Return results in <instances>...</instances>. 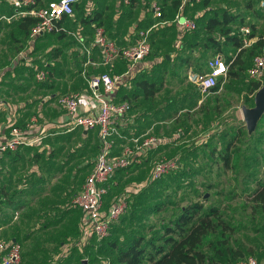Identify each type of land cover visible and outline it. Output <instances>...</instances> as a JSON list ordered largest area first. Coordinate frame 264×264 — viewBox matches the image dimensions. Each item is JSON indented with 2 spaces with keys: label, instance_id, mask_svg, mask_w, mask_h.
<instances>
[{
  "label": "rangeland",
  "instance_id": "374dc122",
  "mask_svg": "<svg viewBox=\"0 0 264 264\" xmlns=\"http://www.w3.org/2000/svg\"><path fill=\"white\" fill-rule=\"evenodd\" d=\"M47 1L44 0V2ZM99 1L94 0L95 4H100ZM101 1H104V4L109 2L110 5H106L105 11L109 18L112 17L116 9L114 0ZM245 1L211 0L209 7L246 12L243 16L248 22L255 24L256 37L263 38L264 18L253 17L252 11L244 9ZM153 2L160 5V0H151L149 4ZM144 3L145 0H141L140 10ZM166 7L168 8L167 5ZM257 7L264 12V0H254V8ZM192 11V8H189L188 14ZM137 16V14L131 16L132 23L136 22ZM14 25V23L4 24L1 27L0 70L2 72L8 67L13 68L16 60L17 64L24 62V60L21 62L18 58L16 59V54L24 49L25 43L13 42L10 31ZM197 33L202 35L201 31L197 30ZM154 34L155 38L166 37V40L173 44L171 29H165L163 33L157 31ZM150 41L151 52H153V39L150 38ZM72 43L70 36L59 39L54 33L38 39L36 47L31 51L32 63L47 72L46 81L51 84L56 83L60 92H64L62 90L65 86L64 79L72 75L73 70H70V67L72 65L77 67L81 60L78 56L70 54L69 47ZM252 44L250 42L247 48H250ZM56 48H61L63 51L58 59L52 58V51ZM170 49L168 45L162 46L158 53L163 54ZM188 52L190 54L188 56L193 58L190 65L175 58L168 62L166 67L160 66L163 77H161L160 91L154 97L151 108L148 107L150 121L140 119L142 123L134 125L138 132L149 129L146 133L162 135L166 142L151 153L147 160L136 165L134 173L129 174L131 177L129 175L116 177L115 186L106 194L105 203L109 205L112 198L131 195L135 191L137 193L131 197V202L128 201L126 209L129 212H131V205L135 207L139 202L137 207L144 206L148 199L149 204L163 203L162 209L155 214L146 213L142 216L143 212L141 213L140 209H133L130 221H124L121 225L116 224L121 226L120 228L123 226L120 233L125 235L129 228L148 227L147 222H152L159 228L160 220L168 219L175 210V206H184L194 199L202 200V194L213 199L216 197L214 193H218L223 217L229 220L234 228L231 234V245L233 247L243 245L245 249L252 248L254 253L249 256L262 261L264 259V209L257 205L254 199L259 191V184L264 181V113L257 122L255 130L248 133L242 107H253L256 91L251 93L250 77L246 72L236 78H227L215 93L201 96L196 91L193 92V85L187 82L186 73L206 59L212 51L195 48ZM188 52H184V55ZM175 55L176 51L173 58L177 56ZM153 64L155 63L146 61V69L142 70L150 71ZM51 69L52 75L49 74ZM62 74L65 76L59 77ZM7 79L8 76L4 80ZM26 79L28 89L32 87L34 92L30 94L31 97L43 94L35 87L36 81L31 70L28 71ZM261 80L264 84V77ZM130 103L131 112L133 110L136 114L147 112L148 103L138 102L137 104L132 101ZM236 134L238 136H235ZM230 141L229 151L232 158L230 167L226 168L221 156L227 151L226 146ZM48 143L52 154L47 159L51 161L43 157L44 164L41 162V166L37 168V173L47 174L42 181L36 183L39 186L35 185L32 193L25 199L24 196L12 195V199L15 198L16 202L22 201L24 204L22 207L15 209L0 204V239L17 238L23 249V264H38L37 260L46 261V264H56L61 260L57 259L62 252L61 246L65 245L69 239L77 240L76 237H72L70 227L74 224L78 212L75 208H70L69 204L89 173L99 144L95 132L83 134L81 131L53 136ZM157 159H175L178 166L164 176L162 178L164 180L159 184H155L154 188L147 190L144 194L146 197L143 196V202L140 203L142 198L138 194L146 187V184L141 185L140 181L146 180L150 166ZM44 182L46 190L40 187ZM208 184H212L213 188L205 187ZM59 189L63 191V199L58 197ZM44 193L48 194L44 195ZM2 198V200L8 199L6 196ZM58 200L61 201V207L52 203ZM69 236L71 238L67 240ZM103 242L91 236L84 244L86 247H83V252L69 255L75 259L74 264H80V262L81 264L83 262L84 264H116L113 254L100 252L99 246ZM258 255H261V258H258Z\"/></svg>",
  "mask_w": 264,
  "mask_h": 264
},
{
  "label": "trees",
  "instance_id": "16d2710c",
  "mask_svg": "<svg viewBox=\"0 0 264 264\" xmlns=\"http://www.w3.org/2000/svg\"><path fill=\"white\" fill-rule=\"evenodd\" d=\"M36 1L40 5L45 3L44 0ZM120 1V6L125 11L121 16L118 17V20L122 19L124 14H126L128 17H131L133 14H137V12L140 11L141 0H130L127 4L122 0ZM150 1L151 0H145L144 5L142 6V8L144 9V18L136 24V35L134 36L133 43L139 38V32L141 30L145 31L146 28L154 24L156 21H171L174 18L175 14L179 11V6L182 3V0H160L159 6L162 11V16L155 18L152 17L153 15L149 4ZM210 2L211 0L186 1L184 6L182 7V13L187 14V16L195 20L196 28L192 31L183 32L184 36L181 39L180 46H178L177 48H175L171 42H168L166 40V37L159 39L154 37V33L157 31L163 33L165 29H171V37L175 39V37L177 36V26L175 23L171 22V24L164 26L161 29L152 31V33L148 37V40L151 48L152 45L150 38L153 39V52H151V48L149 54L139 62L145 61L146 59L153 60L156 57H162V59L153 64L151 70L148 72L143 71L144 69H140L139 71H137L138 73L132 81V88L125 90L124 93H121L122 91L119 92L121 101L127 100L128 102L132 101L135 103L138 101V99H140L141 102L148 103V105L146 106L147 112L144 115L145 117L149 118L148 107L151 108L152 101L156 94L159 93L161 87V77H163V73L160 69V66L163 65L164 67H166L168 62L174 60L175 58L180 61L186 62L187 65H190L193 58L192 56L184 55V52L193 51L195 50V48H199L202 50H211L212 53L190 70H206V60L216 54H221L224 56L227 62H231L229 65L227 78H236L242 73H247L248 68L252 64L253 57L256 54H261L264 52V50L262 49L264 48V37H257L250 48L242 47L243 38L246 37L249 39H253L256 37L255 24L250 23L246 20V18L243 16L246 12H243L241 10L238 12H233L229 11L228 8H212L209 7ZM166 5L168 6V8L166 7ZM243 6L247 11L253 12V17L256 16V18H264V12H261V9L259 7L254 8V0H246ZM29 8L30 7H22L21 10H29ZM189 8H192L193 11L188 14ZM196 10H199L200 12ZM195 12H197L198 15ZM2 13L7 15H14L16 13V10L6 0H0V14ZM69 19L70 17L63 15L58 24L61 25L63 22ZM82 21L85 23L94 21L96 23V27H104L106 36L114 40V34L111 31L112 19L107 18L103 20L101 18V15L95 12L92 15L83 16ZM11 22L15 23L14 28L12 29V31H10L12 39H15V41L18 42H25L29 39L30 30L38 22V18L31 15H20L12 19ZM119 23L120 22L117 21V24ZM244 25L248 26L250 29L248 34H243L240 31V28ZM197 30L202 32L201 36L198 35ZM54 33L57 34V37L59 39L68 36L66 31L60 30L59 32H53L45 34L43 36H39L35 39V41ZM70 38L72 37L70 36ZM178 40L179 37L176 39V41ZM116 44L119 45L118 42H116ZM167 45L171 47L169 52L159 54L158 51L161 49V47ZM237 49L239 50L237 51ZM173 50L176 51L177 56L175 55L176 57L174 58H167L165 54H169ZM61 53L62 51L59 48L54 49L52 51V58L57 59L61 55ZM122 59L123 60H119L117 64H115L113 72L120 73L123 70L129 68L128 62L124 58ZM85 60L86 58L84 57L78 63L81 64ZM36 68L33 67L32 74H34V69ZM105 70V67H101L98 68L96 72L102 73L106 72ZM49 74L52 75V69L49 71ZM125 78L127 77H124V79ZM45 81H36V84H38L40 87L46 88L53 86L51 83ZM85 84L87 85V82L84 81L83 78H78V86L82 87L85 86ZM262 85L263 81L261 79L250 78L249 88L251 93L255 92ZM192 90L193 92H197L195 88ZM217 90L218 86L212 88L213 93H215ZM88 133L89 131L86 132V134ZM235 136H238V134H236ZM230 143L231 141L226 146L227 151L221 156L223 164L226 168L230 167V160L232 158L231 151H229ZM35 146L36 145H33V147ZM115 152L118 153L119 150H116ZM34 156H39V154L36 153L34 154ZM136 165L138 164H131L125 168L118 169L107 183L108 192L112 187L115 186L114 179H116V177L132 173L135 170L134 168L136 167ZM167 174L155 180H149V177L146 178L147 181H144L145 179L142 180V182L144 181L142 185L146 184V187L144 188L143 192H141L142 194H138L142 198L140 203L143 202V196L146 197L144 194L147 193V190L154 188V185L159 184L162 180H164L162 178H164V176H166ZM129 177L131 176L129 175ZM83 181L81 182V184L83 183ZM81 184L79 188L81 187ZM205 187L209 189L213 188L212 184H208ZM258 187L259 191L255 195L254 200L257 201V205L259 204L264 209V181H262ZM8 189L9 188L0 189V204H3L7 207H14L15 209L18 207H22L24 204L21 200L16 202L15 198L12 199V195L17 194L19 196H24L25 199L29 194L32 193V190L24 188L21 190H14V193L8 194V192H10L8 191ZM135 193H137V191H135L131 195H127L129 198L124 195L126 197L127 207L128 201L130 200L129 202H131V197L135 196ZM214 194L216 195V197L213 199L205 197L203 196L205 194H202V200L194 199L184 206H175V210H173L168 219L163 218L160 220L161 222L159 228L154 226L152 222H147L148 227L144 226L143 229L137 227L129 228L128 232L124 235L123 233H120V230H123V226L122 228H120L121 226H116V224L120 223L121 225L122 223H124V221H130V218L132 217L133 211L135 209H140V212H143L141 214L142 216L146 213H158L162 209L163 203L154 202L152 204H149L150 201L148 199L147 201H145L144 206L137 207L139 205V202H137L138 205H136L135 207L131 205V212L126 209L127 211L125 210V212L119 216L118 220L111 224L109 236L101 240L104 242L99 246L100 252H102L103 254H113L114 263L116 264H232L237 260L251 255L252 253H254L252 248L245 249L243 245H239L237 247H233L231 245V234L233 233L234 228L230 221L226 220L223 217L219 194ZM3 196L8 197V199L2 200ZM106 196L107 195H105L104 197V202ZM115 198L117 197L112 198V200H114ZM108 206L109 205L104 203L105 209ZM69 207L75 208V210H77L78 212L76 219H74V224H72V226L70 227V233H73L72 237H76L77 240L74 241L69 239L71 238L70 236L67 238V240H69L65 245L70 244L69 252H67L65 256H63L64 253L61 252L57 256V259L61 260L56 262V264H74L75 259L70 256V253L76 254V252H83V247H86L84 244L91 237L90 236L86 240L81 239L82 232L80 230L79 222L82 217V212L79 208L73 206L72 203L69 204ZM128 214H130V217H128ZM143 230H145L146 232ZM66 235H68V233ZM14 239L18 241L16 237H14ZM257 257L261 258V255H258ZM37 262L38 264H46V261L44 262L43 260H41V262L37 260ZM21 264H23V259Z\"/></svg>",
  "mask_w": 264,
  "mask_h": 264
},
{
  "label": "built area",
  "instance_id": "2783aa9c",
  "mask_svg": "<svg viewBox=\"0 0 264 264\" xmlns=\"http://www.w3.org/2000/svg\"><path fill=\"white\" fill-rule=\"evenodd\" d=\"M15 10L14 15L0 14V23L11 22L20 15H31L38 18V22L31 28L29 40L35 41L39 36L64 30L58 23L63 15L72 18L75 4L79 0H48L40 5L36 0H6ZM129 3L130 0H122ZM187 0H182L179 11L175 14L173 22L182 32L192 31L196 28L194 19L182 13V7ZM198 1V0H196ZM263 4V2H262ZM30 7L29 10H21ZM153 15L161 17V8L157 4L151 5ZM240 31L248 34V26H242ZM242 47H247L249 38H243ZM93 46L100 52L102 64H111L117 58H124L129 69L143 60L150 52L148 31H140L139 38L126 46H119L106 36L102 27H95ZM87 53L89 50L86 49ZM223 55L216 54L206 60V70H188L186 80L203 96L212 92V88H220L227 80L229 65ZM36 68V67H34ZM250 78L264 77V53L257 54L247 70ZM34 78L37 82L47 79V72L43 69H34ZM124 74L111 75L109 72L97 73L87 80L88 93L69 92L59 94L57 105L63 109L62 118L39 122L37 116H32L27 131L23 132L11 121L8 124L9 136L0 141V153L15 150L19 145H41L48 136L80 130L83 132H96L98 137V150L93 165L81 184L78 192L73 196L71 203L82 212L80 220L81 239L94 236L102 240L109 236L110 226L118 220L127 208L124 195L115 198L104 209V197L108 192L107 183L118 170L131 164H138L150 150L162 146L166 139L153 134L139 137H123L125 143L121 144L118 153L115 151L116 137L119 125L127 115L130 104L126 101L114 100L116 88L122 83ZM30 134V135H29ZM178 166L175 159H157L151 165L149 180H155L169 173ZM22 246L15 239H0V264H21ZM232 264H259L254 256H246Z\"/></svg>",
  "mask_w": 264,
  "mask_h": 264
},
{
  "label": "crops",
  "instance_id": "0c3cea01",
  "mask_svg": "<svg viewBox=\"0 0 264 264\" xmlns=\"http://www.w3.org/2000/svg\"><path fill=\"white\" fill-rule=\"evenodd\" d=\"M99 2L100 4H95L94 0H79L78 3L75 5L74 16L69 20L63 22L64 24L62 23L60 25L62 28H64V31L67 32L68 36L70 35L72 37L71 39L73 40V43L71 44V47H69L71 50L70 54L76 55L80 59H83L84 57L86 58V60L81 64L78 63L79 68L78 66L76 67L74 65L70 67V70H73V72L72 75L64 79L65 86L64 89H62L64 92H60V90H58L57 84H54V82L52 83L53 86L48 88L40 87L38 84H35V87H37L39 91L43 94L34 98L31 97L30 94L34 92L32 90V87L28 89L29 86L27 84L28 81L26 78L28 76V71L31 70L33 73V67H37L36 69L39 70L38 66L32 63L33 59L31 57V51L34 49L35 44L38 40H36L35 42L30 41L29 39L26 40L24 42V49L22 51L20 50V52L16 54V59L18 58V60L21 62L22 60H24V62L17 64L18 61L16 60V63L13 64V68L8 67L4 72L0 70V141H2L6 136H9L10 129L8 127V124L11 121L16 127H19L23 132H25L29 130L28 123L30 124L29 120L32 116H37L39 122L62 118L64 115V111L57 105L56 102V98L59 94L69 92L88 93V84H85V86L82 87L78 86V78H83L84 81L87 82L88 78L99 73L96 71L98 68L101 67H105V71L109 72L111 75L124 74V77L127 78H125L124 81L118 85L114 94V100L121 101L119 97V92L122 91L121 93H124L125 90L132 88L133 78L137 75V71L146 67V61L148 63H156L162 59V57H156L155 59L150 60L151 62L148 60L142 61L137 63L134 68H131L130 70H128L129 68H127L120 73L113 72V68L119 60H123L122 58H115L111 62V64H102L99 52L97 48L93 46V34L94 29L96 27V23L94 21H90L88 23L82 21L83 16L92 15L95 12L97 14H100L103 20L109 18V16H107V12L105 11L107 7L106 5H110L108 4L109 2H106V4H104V1L102 2L101 0ZM114 2V7H116L117 10L115 9V13L112 15V17H110V19H112L111 31L114 34L113 39L114 41L118 42L120 46H126L128 44L133 43L134 41V36L136 35L135 27L136 24L144 18V9L142 8L139 12H137L138 16L136 22L132 23L130 20L131 17H128L126 14H124L122 19L118 20V17L121 16L125 10L120 6V0H114ZM151 5L150 9L152 11ZM152 17L155 16L153 15ZM117 21H119L120 23L117 24ZM171 22H173V19L171 21H156L154 24L146 28V30L148 31V37L152 33V31L167 26L171 24ZM10 23L12 24L13 22L0 23V32L2 33L1 27L4 26V24L10 25ZM67 25L69 27H67ZM102 28L103 30H105L104 27ZM71 29L74 30L71 31ZM176 29L177 36L173 41V45L175 48L180 46L181 39L184 36L181 30H179L177 27ZM178 37L179 40L176 41ZM256 38L257 37L250 39L251 44L256 40ZM13 40V42H18L15 41V39ZM59 49L62 51L61 48ZM86 49L89 50V53H87ZM238 50L239 49H237V51ZM174 53L175 50L171 51L169 54H165V56L167 58H173ZM62 54L63 51L60 56H62ZM187 55H189V52ZM60 56L58 58H60ZM6 76H8V79L4 80ZM64 76L65 74L59 75V77L62 78ZM11 82H13V84ZM122 101L128 102L127 100ZM138 102H141L140 99H138L137 104H139ZM128 103L130 104V109L127 115L122 120V123L118 127L119 133L122 135V137H116L115 150H120L121 144L125 143V139H123L124 136L127 138H131L139 137L142 135H149V133H146L149 129H147L145 132H138L137 128L134 125H140L142 123L140 119H143V121L148 122L150 121V117H145L144 112H140L138 114H136L134 110L133 112H131V103ZM83 133L86 134V132ZM153 135L162 136L158 134ZM52 137L53 136L46 137L41 145H36L37 147L23 144L19 145L15 150H9L8 152L6 151L0 153V189L9 188L8 190L10 191V194L14 193V190H21L24 188L30 190L34 189L36 183L38 181H42L43 178L47 175L42 172L37 173V168L41 166L43 157H46V160L51 161V159H47V157L52 154L48 143ZM154 151H148L147 154L144 155V157L140 158L139 163H142L144 160H147V158L150 157V154ZM36 153L39 154V156H34V154ZM47 164H49V162H47ZM132 173H134V171ZM132 173H128L124 175V177L129 174L132 175ZM148 175H150V171ZM143 182H140V184L142 185ZM36 186L38 187L39 185ZM40 187H42L44 190L47 189L45 182L42 183ZM66 187L68 188V186ZM57 193H59L58 197L63 199V191L59 189ZM46 194L48 193H44V195ZM52 203H55L57 206L61 207L60 200ZM63 246L64 245L61 246V249L63 248L62 252L64 253L63 256H65L66 253L69 252L70 244H67L64 247ZM259 264H264V259L262 261L260 260Z\"/></svg>",
  "mask_w": 264,
  "mask_h": 264
},
{
  "label": "water",
  "instance_id": "95a60500",
  "mask_svg": "<svg viewBox=\"0 0 264 264\" xmlns=\"http://www.w3.org/2000/svg\"><path fill=\"white\" fill-rule=\"evenodd\" d=\"M264 113V84L254 94L253 107H242L243 119L248 133L255 130L257 122ZM84 264V262L82 263Z\"/></svg>",
  "mask_w": 264,
  "mask_h": 264
},
{
  "label": "clouds",
  "instance_id": "9594fccd",
  "mask_svg": "<svg viewBox=\"0 0 264 264\" xmlns=\"http://www.w3.org/2000/svg\"><path fill=\"white\" fill-rule=\"evenodd\" d=\"M65 3H67V0H65Z\"/></svg>",
  "mask_w": 264,
  "mask_h": 264
}]
</instances>
